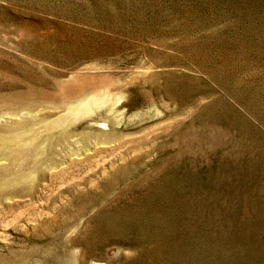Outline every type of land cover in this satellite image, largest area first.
Returning <instances> with one entry per match:
<instances>
[{"label": "rangeland", "instance_id": "obj_1", "mask_svg": "<svg viewBox=\"0 0 264 264\" xmlns=\"http://www.w3.org/2000/svg\"><path fill=\"white\" fill-rule=\"evenodd\" d=\"M3 166L0 264H264V0H0Z\"/></svg>", "mask_w": 264, "mask_h": 264}, {"label": "bare ground", "instance_id": "obj_2", "mask_svg": "<svg viewBox=\"0 0 264 264\" xmlns=\"http://www.w3.org/2000/svg\"><path fill=\"white\" fill-rule=\"evenodd\" d=\"M100 125V124H99ZM16 133V132H15ZM12 134V133H11ZM10 134V135H11ZM23 134V133H22ZM5 136V135H4ZM3 137V136H2ZM18 137H20L19 136V134H14V135H12L11 137H9V141H11V142H14L15 141V139L16 138H18ZM83 138V137H82ZM3 139V138H2ZM4 140V139H3ZM7 144V143H6ZM7 170H8V168L7 167H5V166H3V167H0V172L1 173H5V172H7ZM20 178V177H19ZM15 181V180H14ZM5 182V181H4ZM101 264V263H100Z\"/></svg>", "mask_w": 264, "mask_h": 264}]
</instances>
